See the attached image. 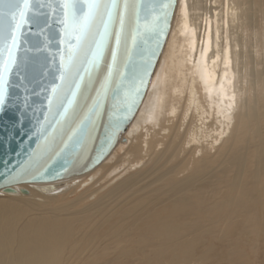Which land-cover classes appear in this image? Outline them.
<instances>
[{"label": "bare ground", "instance_id": "bare-ground-1", "mask_svg": "<svg viewBox=\"0 0 264 264\" xmlns=\"http://www.w3.org/2000/svg\"><path fill=\"white\" fill-rule=\"evenodd\" d=\"M247 8L253 11L252 6ZM245 10L243 0H177L166 44L140 106L144 111L150 102L142 119L152 126H159L165 115L172 120L169 143L157 148L158 157L150 167L121 178L93 200L97 189L86 188L64 201L62 195L74 192L75 186L53 187L77 180V175L17 184L13 192L0 190V264L213 262L217 244L208 243L202 252L194 248L198 241L191 237L200 230H191L193 204L188 192L217 181L216 173L225 168L233 167V175L221 208L242 205L244 212L264 213V190L259 186L264 127L257 122L264 123V64L257 67L253 59L263 57L264 34L252 23L255 12L246 15ZM245 24L255 30L250 47ZM240 121L259 143H248L247 136L236 151L228 146L214 167V154ZM142 142L147 150L150 142ZM250 147L254 154L249 159ZM167 151L168 158L159 163ZM175 156L182 160L171 163ZM135 162L134 169L143 164ZM87 198L91 201L79 205ZM218 213L219 209L215 221ZM252 217L250 227L258 228L264 247V218ZM235 224L228 225L229 236Z\"/></svg>", "mask_w": 264, "mask_h": 264}, {"label": "water", "instance_id": "water-1", "mask_svg": "<svg viewBox=\"0 0 264 264\" xmlns=\"http://www.w3.org/2000/svg\"><path fill=\"white\" fill-rule=\"evenodd\" d=\"M123 9V0H119ZM114 61L115 37L106 39L93 65L91 53L60 79L62 13L53 0H33L20 30L17 62L4 74L0 103V190L51 182L88 172L114 149L135 118L166 44L177 0H128ZM6 11V5H0ZM75 43V42H74ZM7 52L0 57V66ZM78 73V74H77ZM79 83V88L72 81ZM62 87L49 110L53 86ZM75 92V95H73ZM72 103L68 104V100ZM67 105L65 116L59 113ZM26 193V189H21Z\"/></svg>", "mask_w": 264, "mask_h": 264}, {"label": "rangeland", "instance_id": "rangeland-1", "mask_svg": "<svg viewBox=\"0 0 264 264\" xmlns=\"http://www.w3.org/2000/svg\"><path fill=\"white\" fill-rule=\"evenodd\" d=\"M221 2L222 0H219V3ZM243 2L246 9L244 13L249 15V13L255 12L256 21L252 23L257 30L264 34V0H251V3H248L247 0H243ZM248 6H252L253 11L249 10L247 8ZM244 30L246 31V37L249 39V41H246V46L250 47V43L253 41L250 38V34L255 32V30L249 24L244 25ZM261 40H264V35ZM257 49L259 52L262 51L261 46ZM253 59L255 62H258L257 67L264 64V54L262 58L261 56L258 58L254 56ZM250 60L251 58L247 60L248 65H250ZM156 84L157 82H155L154 87L157 86ZM150 98H152V95H150ZM149 104L145 107L144 111H142V108L138 110L135 118L123 134L124 141L119 142L106 159H104L98 166L86 173L77 175V180L72 179L71 181H68V183L57 182L54 184L53 187L57 189L60 187L64 188L67 185L72 187L75 186L76 189L74 192H65V195H62L64 196V201L76 197L86 188H90V190L97 189L94 193V197L91 199L93 200L105 193L121 178H126L140 169L145 170L155 162L158 157V153L156 152L157 148L161 146L166 147L169 143L171 138L169 136L172 134V120L165 115L161 118L159 126H152L148 120L143 121L144 119L142 118L146 116V113L151 106ZM257 122L264 127L263 119H259ZM160 127H166V131L164 132ZM251 128L254 129L252 126ZM245 137H247V142L253 145L255 141L258 142V139L248 132L246 122L240 121V124L238 123V125L233 128L231 138L219 147L218 154H214L216 156V161L213 162L212 165L217 167L218 161L221 160L228 146L232 148V152L236 151L238 145L245 143ZM142 139H147V141L150 142V145L147 144V147L149 146L147 150L143 145L144 142H142ZM158 140L162 142V145L158 144ZM169 149L170 147L168 150ZM148 150L149 153H147ZM169 151L165 153L159 163L165 162L169 156ZM253 154L254 150L250 147L248 158L250 159L253 157ZM139 160V164L143 163L142 166L135 167L134 169L132 166H137L138 164H136L135 161ZM180 160L182 159L175 156L172 158L171 163ZM159 163L155 164L156 168L160 167ZM129 165H131V167ZM232 170L233 167L225 168L224 171L216 173L217 181L210 182L208 179H205L208 181L206 187L197 188L188 192L191 196L193 209L191 210V218H186L192 221L191 230H200L199 232H193V236L191 237L198 241L194 248L198 247L197 252H202L204 246L208 243H215L218 245L216 250L212 253L215 256L218 254V257H216L215 261L213 260L214 263L211 260H206L204 262L206 264H233L234 262H236V264H264V247L261 241V235L256 226L250 227V224L253 222L252 216H257L258 219H261V217L264 218V213L258 212L257 214L246 211L244 212L242 205L231 204L230 206L221 208L220 204L226 193V186L229 184L230 178L233 175ZM161 171H163V169ZM205 171H207V169ZM87 174L91 175L89 180L87 179ZM245 176H247V172H245ZM206 177L207 175H205V178ZM97 179L98 182L94 183ZM243 180L245 181L244 178ZM259 186L260 189L264 190V170L261 171L259 176ZM212 191L213 193L211 194ZM203 196L204 198H202ZM246 199L247 198L244 194L241 197V201L244 203ZM91 200L87 198L79 205L85 204ZM218 209L219 213L215 221L214 215L218 212ZM240 220L242 221L240 222ZM232 222H236L237 224H235L236 228L231 231V235L229 236V232L227 231L228 225ZM186 263L187 262H185V264Z\"/></svg>", "mask_w": 264, "mask_h": 264}, {"label": "snow or ice", "instance_id": "snow-or-ice-1", "mask_svg": "<svg viewBox=\"0 0 264 264\" xmlns=\"http://www.w3.org/2000/svg\"><path fill=\"white\" fill-rule=\"evenodd\" d=\"M53 2L57 5L53 10L62 13V18L57 21L62 25V36L58 43L61 46L67 43L66 48L59 49L62 81H67L72 76L73 69L80 62L82 55L87 59V54L91 53L90 62L94 65L106 39L111 36L115 37L116 48L112 49V57L114 61L116 60L117 49L121 44L124 16L130 7L128 0H123V9L119 0H53ZM0 5H6L7 8L5 11L0 7V57L4 56L5 51L7 52V58L0 66V103H2L3 85L6 83L4 74L11 72L12 66L17 62L15 51L19 48L20 30L28 22L33 0H0ZM114 17L119 18L121 30L110 28ZM72 82L79 88L78 82L75 80ZM62 91V87L53 86L52 95L49 97L50 111ZM71 103L69 99L68 104ZM60 107L64 111L59 115L65 116L68 112L67 105L61 103Z\"/></svg>", "mask_w": 264, "mask_h": 264}]
</instances>
